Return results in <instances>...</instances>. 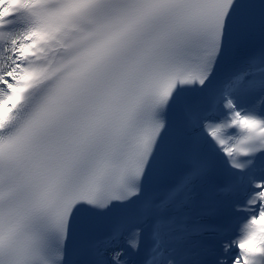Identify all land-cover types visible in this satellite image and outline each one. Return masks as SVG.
Returning <instances> with one entry per match:
<instances>
[{
  "label": "snow or ice",
  "instance_id": "1",
  "mask_svg": "<svg viewBox=\"0 0 264 264\" xmlns=\"http://www.w3.org/2000/svg\"><path fill=\"white\" fill-rule=\"evenodd\" d=\"M0 264H264V0H0Z\"/></svg>",
  "mask_w": 264,
  "mask_h": 264
}]
</instances>
